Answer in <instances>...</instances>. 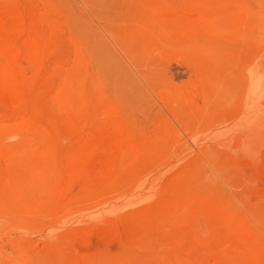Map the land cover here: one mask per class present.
Wrapping results in <instances>:
<instances>
[{
  "label": "rangeland",
  "instance_id": "obj_1",
  "mask_svg": "<svg viewBox=\"0 0 264 264\" xmlns=\"http://www.w3.org/2000/svg\"><path fill=\"white\" fill-rule=\"evenodd\" d=\"M0 264H264V0H0Z\"/></svg>",
  "mask_w": 264,
  "mask_h": 264
},
{
  "label": "bare ground",
  "instance_id": "obj_2",
  "mask_svg": "<svg viewBox=\"0 0 264 264\" xmlns=\"http://www.w3.org/2000/svg\"><path fill=\"white\" fill-rule=\"evenodd\" d=\"M215 54V53H214ZM222 59V58H221Z\"/></svg>",
  "mask_w": 264,
  "mask_h": 264
}]
</instances>
